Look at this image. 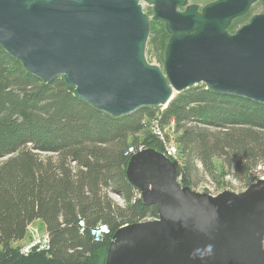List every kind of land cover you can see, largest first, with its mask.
<instances>
[{
	"label": "water",
	"instance_id": "95a60500",
	"mask_svg": "<svg viewBox=\"0 0 264 264\" xmlns=\"http://www.w3.org/2000/svg\"><path fill=\"white\" fill-rule=\"evenodd\" d=\"M259 1L0 0V45L115 117L166 108L199 84L264 103V12L229 29ZM151 21L170 34L163 65L147 57ZM126 175L158 217L118 229L105 264H264V180L202 192L182 185L175 162L154 148L132 155Z\"/></svg>",
	"mask_w": 264,
	"mask_h": 264
},
{
	"label": "trees",
	"instance_id": "16d2710c",
	"mask_svg": "<svg viewBox=\"0 0 264 264\" xmlns=\"http://www.w3.org/2000/svg\"><path fill=\"white\" fill-rule=\"evenodd\" d=\"M150 36L163 63L165 24L152 21ZM153 119L163 128L174 124L172 159L184 186L194 188L201 171L249 183L264 160V103L199 84L163 110L142 107L115 117L77 97L63 77L45 82L33 75L0 45V159L7 158L0 164V264H105L118 229L157 218L156 206L144 205L126 175L130 146L164 150L148 128ZM36 220L50 244L25 253L16 243ZM101 225L109 232L98 239L93 231Z\"/></svg>",
	"mask_w": 264,
	"mask_h": 264
},
{
	"label": "rangeland",
	"instance_id": "374dc122",
	"mask_svg": "<svg viewBox=\"0 0 264 264\" xmlns=\"http://www.w3.org/2000/svg\"><path fill=\"white\" fill-rule=\"evenodd\" d=\"M211 1H214V0H190V3L196 4L200 8H202L204 5H206L207 3L211 2ZM148 6H150V5H146V11H147V13L149 15L152 16L153 10L152 11H149L147 9ZM151 7L153 8V6H151ZM262 12H264V0H261V1L257 2L252 7V9L250 10V12L247 13V15H245L244 17L241 16L243 18H241V17H239L241 19H238L237 18L238 21H236V29H238L241 26H243L244 24L248 23L253 14L262 13ZM155 22H157V25H159V27H162L164 25V22H162V21H155ZM155 28H156V26H155ZM236 29H234L233 31H235ZM152 39H153V36L152 37L150 36L149 43H148V48H147V57H148V59H149L150 62L159 64V65H163V63H160V61L158 60V57H160L162 55V51H160V50L157 51L154 43L152 42ZM167 41H169V40H167ZM166 44H167V42H166ZM164 53H165V49L163 51V56H164ZM163 108L164 107H161L162 110H163ZM153 123L154 122L150 121L148 128L151 131V133H153L155 135V132L153 131V127H152ZM165 131L167 132V135L170 134L173 138H176V134L173 131V127H169ZM143 134H139L138 135V137L140 138V141H142ZM131 140H133V139H131ZM42 157H44V158L45 157H53V158H56L57 156L54 155V154H42ZM177 157H178V155H177ZM6 159H7L6 157L3 158V159H0V164L3 161H5ZM196 181H197V185H195L194 189L199 190V191H202V192H208V193H211V194H218L220 192H223L224 190H231V191H234V192H241V191L245 190L246 187H247V183L231 181L227 177L226 178L225 177H223V178H220L219 177V178H216L215 180H213L208 174H205L202 171L197 176ZM111 196L113 197V199L117 203H119V204H125L124 199H122L118 195L111 194ZM150 219H154V218H150ZM44 230H46V227H45V225L40 220L34 221L29 226L28 232H27V235H26L25 239L22 240V241H20V242H18V243H16V245H20V246L26 245L27 243L30 242V240L32 239V236H34V235H36L38 233H41ZM105 260H106V257H105Z\"/></svg>",
	"mask_w": 264,
	"mask_h": 264
},
{
	"label": "built area",
	"instance_id": "2783aa9c",
	"mask_svg": "<svg viewBox=\"0 0 264 264\" xmlns=\"http://www.w3.org/2000/svg\"><path fill=\"white\" fill-rule=\"evenodd\" d=\"M151 121L154 122L152 127H153V131L155 132V135H157L159 138H161L163 143H164L163 144L164 145V150H163L164 154L168 157L176 158L178 155V147H177L178 145L176 142V138H173L170 134L167 135V132L165 131L167 128L173 127V131L175 133L174 124L172 123L169 127L163 128L160 125L158 119H153ZM143 149H145L144 145H140L138 147H135L132 145L129 148L130 155H133L139 151H142ZM249 180L251 182H255L258 180H264V160L259 162L251 170ZM140 196H141V194H140ZM108 232H109V230H108L107 226L101 225L98 230L93 231V234L98 239H100V237L103 234L108 233ZM49 244H50V234H49L48 230L46 229L43 232L32 236V239L30 240V242L27 243L26 245L22 246L21 250L25 253H29L34 248L46 249L49 247Z\"/></svg>",
	"mask_w": 264,
	"mask_h": 264
},
{
	"label": "bare ground",
	"instance_id": "6f19581e",
	"mask_svg": "<svg viewBox=\"0 0 264 264\" xmlns=\"http://www.w3.org/2000/svg\"><path fill=\"white\" fill-rule=\"evenodd\" d=\"M146 5H148L147 3H144L143 2V8H144V10L146 11ZM151 6V5H150ZM153 10V9H152ZM147 12V11H146ZM151 16V15H150ZM4 48V47H3ZM131 156V155H130ZM258 181H260V180H258ZM258 181H255V182H251V181H249V183H247V187H246V189L248 188V187H250L252 184H254V183H257ZM245 189V190H246ZM245 190H243V191H245ZM224 191H226V190H224ZM229 191H231V190H229ZM242 192V191H241ZM221 193V192H220ZM219 194V193H218ZM213 195H216V194H213ZM155 219V218H154ZM45 229V228H44Z\"/></svg>",
	"mask_w": 264,
	"mask_h": 264
},
{
	"label": "flooded vegetation",
	"instance_id": "af4514ba",
	"mask_svg": "<svg viewBox=\"0 0 264 264\" xmlns=\"http://www.w3.org/2000/svg\"><path fill=\"white\" fill-rule=\"evenodd\" d=\"M147 9H148L149 11H152L153 8H152L151 6H148ZM151 22H152V21H151ZM231 32L233 33L234 31H231ZM164 54H165V53H164Z\"/></svg>",
	"mask_w": 264,
	"mask_h": 264
}]
</instances>
